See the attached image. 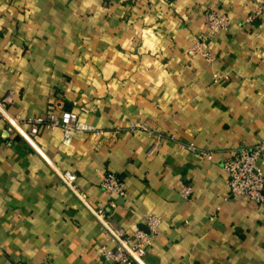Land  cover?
Returning a JSON list of instances; mask_svg holds the SVG:
<instances>
[{
    "label": "crops",
    "instance_id": "obj_1",
    "mask_svg": "<svg viewBox=\"0 0 264 264\" xmlns=\"http://www.w3.org/2000/svg\"><path fill=\"white\" fill-rule=\"evenodd\" d=\"M209 12L229 20L203 43L211 62L188 55ZM57 105L78 117L70 140L6 132ZM263 139L264 0H0V264H96L111 247L64 172L127 234L161 218L145 264H264V205L231 197L223 170ZM106 172L125 185L111 207Z\"/></svg>",
    "mask_w": 264,
    "mask_h": 264
},
{
    "label": "built area",
    "instance_id": "obj_2",
    "mask_svg": "<svg viewBox=\"0 0 264 264\" xmlns=\"http://www.w3.org/2000/svg\"><path fill=\"white\" fill-rule=\"evenodd\" d=\"M128 4H135L137 0H125ZM262 13L259 10L256 15ZM255 16H249L247 23H251ZM206 34L197 36V41L189 48L188 55L199 56L207 62L212 61L210 53L203 48V43L221 31L229 28L227 16L217 12H209L206 15ZM9 97L4 101L8 102ZM7 133L18 134L29 146H34V137L40 132L60 129L65 138L70 140L77 130L78 117L70 111L62 110L57 105L45 116H27L24 118H4ZM145 127L144 123H131L125 130L133 133L137 129ZM193 150V145L185 147ZM264 153V139L256 142L252 147L239 151L232 158L223 164V170L227 177V185L231 197L244 199L252 204L264 205V172L259 168L260 156ZM66 188L76 196L89 211L91 216L98 222L100 229L107 236L111 247L101 245L98 247V260L96 264H145L147 248L150 246L152 238L158 234V227L161 218L149 214L145 219L146 231H135L127 234L125 230L112 219L109 208L96 210L92 208L79 194L75 182V175L64 172L58 175ZM100 188L108 196L109 207L113 206V196L123 197L125 185L116 174L106 172L100 182ZM182 196L191 193L189 187L182 188Z\"/></svg>",
    "mask_w": 264,
    "mask_h": 264
}]
</instances>
